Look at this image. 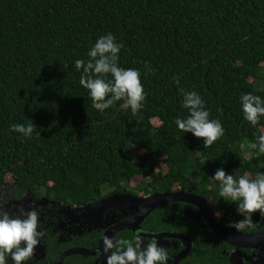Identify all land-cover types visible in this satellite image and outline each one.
Returning a JSON list of instances; mask_svg holds the SVG:
<instances>
[{"label":"trees","instance_id":"trees-1","mask_svg":"<svg viewBox=\"0 0 264 264\" xmlns=\"http://www.w3.org/2000/svg\"><path fill=\"white\" fill-rule=\"evenodd\" d=\"M108 33L123 44L119 66L141 74L146 99L135 115L124 100L99 112L80 84L75 60ZM181 89L221 122L211 146L175 125L188 115ZM245 93L264 98V0H0V191L85 206L193 181L233 221L239 202L220 197L210 177L264 172V154L249 147L264 117L244 120ZM12 124H33V134Z\"/></svg>","mask_w":264,"mask_h":264},{"label":"flooded vegetation","instance_id":"flooded-vegetation-1","mask_svg":"<svg viewBox=\"0 0 264 264\" xmlns=\"http://www.w3.org/2000/svg\"><path fill=\"white\" fill-rule=\"evenodd\" d=\"M27 192L34 199L25 200L26 209L37 210L38 231L43 235L25 264H55L72 249L89 253L70 256L63 264H107L105 250L101 248L105 236L112 229L132 222L144 207V203L138 201L130 205L128 197L132 194L129 193L115 192L93 204L77 206ZM162 193L197 195L205 201L166 202L150 212L139 229L119 230L113 240L135 243L139 236L143 248L146 242L156 238L167 252V264H264V215L259 212L245 216L236 214L232 221L221 207L224 202L217 200L212 189L199 188L193 181L187 185H172L171 191ZM153 195L141 192L138 197L133 196L145 199ZM10 202L6 201V205ZM248 215L251 218L243 229L229 227L230 223ZM114 251H117L115 247L111 249ZM10 262L9 257L8 264H13Z\"/></svg>","mask_w":264,"mask_h":264},{"label":"clouds","instance_id":"clouds-1","mask_svg":"<svg viewBox=\"0 0 264 264\" xmlns=\"http://www.w3.org/2000/svg\"><path fill=\"white\" fill-rule=\"evenodd\" d=\"M122 47L123 44L118 43L111 33L102 35L89 49V59L75 60V68L82 71L80 84L88 90L94 109L104 112L116 102L124 100L122 107H130L135 115L142 109L146 96L140 72L119 66ZM180 91L188 115L186 118H177L175 125L184 133L202 138L205 147L211 146L224 134L221 122L210 118L203 98L196 91ZM239 102L247 122L256 125L264 117V98L261 96L245 93L240 96ZM34 127L33 124H12L10 131L28 138L33 134ZM257 140L258 143H251L249 147L256 150V155L264 154V134L259 135ZM210 179L216 182L220 197L239 202V215L257 212L264 215V172L259 171L254 176L245 173L234 178L233 174H226L223 168H219ZM250 218L248 215L243 220L230 223L229 227L243 229ZM38 220L39 214L35 209L14 215L0 211V264H8L9 257L13 264H25L33 256L43 235L38 231ZM104 245L106 251L113 247L117 249L108 256L107 264H167V252L156 238L146 242L143 248L139 236L135 243L129 240L113 241L106 237Z\"/></svg>","mask_w":264,"mask_h":264},{"label":"water","instance_id":"water-1","mask_svg":"<svg viewBox=\"0 0 264 264\" xmlns=\"http://www.w3.org/2000/svg\"><path fill=\"white\" fill-rule=\"evenodd\" d=\"M116 198H122L123 197H116ZM127 199V198H126ZM129 202L131 203L130 205L133 206L132 203L135 202H143L144 203V207L142 208V210L140 212L136 213V217L134 218V220L132 222L126 223V224H122L119 228L116 227L114 229L111 230V233L107 234L105 236V238H110L113 240V236L114 234L122 229H133V230H137L139 229V225L143 222V220L145 219V217L152 212L155 208L159 207L160 205L166 203V202H172V201H188V202H194L197 203V201H203L199 196L197 195H188V194H183V193H159V194H155L153 196H149L145 199L142 198H135L134 196H129L128 197ZM205 201V200H204ZM220 230H223L222 227H219ZM104 238V240H105ZM252 238H249V240ZM114 241V240H113ZM105 250V245H104V241L102 244V247ZM81 253H89L86 250H82V249H72L69 250L67 252H65L62 256H60L57 261L55 262V264H63V262L65 260H67V258H69L70 256L73 255H77V254H81ZM105 255H106V261L109 255H111V250L108 251H104Z\"/></svg>","mask_w":264,"mask_h":264},{"label":"rangeland","instance_id":"rangeland-1","mask_svg":"<svg viewBox=\"0 0 264 264\" xmlns=\"http://www.w3.org/2000/svg\"><path fill=\"white\" fill-rule=\"evenodd\" d=\"M153 123L156 126H159L161 124L160 121L157 119H154ZM247 155H248V157L250 156V154H247ZM162 167L165 168V165H162ZM7 182L11 185L14 183V179H13L12 175H8ZM140 184H141V178H136L132 181L131 186L137 187ZM25 195L23 194L21 197L15 195L10 190V186H7V187L1 189V191H0V211H7L10 215L18 214L21 211L26 212L27 211V209H26V202L27 201H25V200H28V201H29V199L33 200L34 196L27 191L25 192ZM14 196H15V198L13 199ZM27 196H29V197H27ZM9 200L11 202L6 205V201H9ZM18 210H19V212H18Z\"/></svg>","mask_w":264,"mask_h":264}]
</instances>
